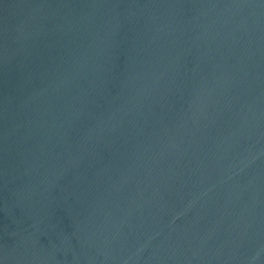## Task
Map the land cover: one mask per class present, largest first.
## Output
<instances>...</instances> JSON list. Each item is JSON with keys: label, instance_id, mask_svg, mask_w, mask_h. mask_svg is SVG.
Returning <instances> with one entry per match:
<instances>
[{"label": "water", "instance_id": "1", "mask_svg": "<svg viewBox=\"0 0 264 264\" xmlns=\"http://www.w3.org/2000/svg\"><path fill=\"white\" fill-rule=\"evenodd\" d=\"M0 264H264V0H0Z\"/></svg>", "mask_w": 264, "mask_h": 264}]
</instances>
